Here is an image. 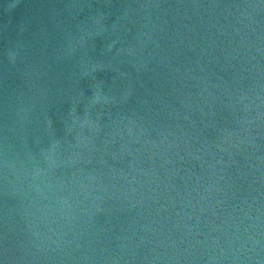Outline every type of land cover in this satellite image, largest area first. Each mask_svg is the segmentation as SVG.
Returning a JSON list of instances; mask_svg holds the SVG:
<instances>
[{"label":"water","instance_id":"95a60500","mask_svg":"<svg viewBox=\"0 0 264 264\" xmlns=\"http://www.w3.org/2000/svg\"><path fill=\"white\" fill-rule=\"evenodd\" d=\"M0 264H264V0H0Z\"/></svg>","mask_w":264,"mask_h":264}]
</instances>
